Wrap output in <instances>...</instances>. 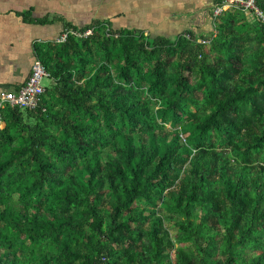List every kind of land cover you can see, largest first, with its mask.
I'll list each match as a JSON object with an SVG mask.
<instances>
[{
    "label": "trees",
    "instance_id": "obj_1",
    "mask_svg": "<svg viewBox=\"0 0 264 264\" xmlns=\"http://www.w3.org/2000/svg\"><path fill=\"white\" fill-rule=\"evenodd\" d=\"M68 30L93 35L37 45L51 86L1 112L0 264H264V23Z\"/></svg>",
    "mask_w": 264,
    "mask_h": 264
},
{
    "label": "crops",
    "instance_id": "obj_2",
    "mask_svg": "<svg viewBox=\"0 0 264 264\" xmlns=\"http://www.w3.org/2000/svg\"><path fill=\"white\" fill-rule=\"evenodd\" d=\"M221 1L0 0V112L2 97L29 80L36 46L57 42L66 24L81 30L100 21L117 31L173 40L190 34L210 37L215 32L214 11ZM40 20L53 22H32Z\"/></svg>",
    "mask_w": 264,
    "mask_h": 264
},
{
    "label": "built area",
    "instance_id": "obj_3",
    "mask_svg": "<svg viewBox=\"0 0 264 264\" xmlns=\"http://www.w3.org/2000/svg\"><path fill=\"white\" fill-rule=\"evenodd\" d=\"M231 7H239L246 12L251 11L253 16L259 21L264 23V13L258 8L257 0H224L221 6L216 7L214 16L220 17L224 12L228 11ZM70 35H78L80 38H88L93 35V31L90 30L85 34H77L73 30H68L58 39V43L67 42ZM45 79H50L46 67L39 60H36L32 74L27 83L22 86L18 91L6 93L2 97V108L10 107L12 109L34 110L38 106L39 98L45 93L46 87L43 82ZM0 112V129L5 128V123L2 120V114Z\"/></svg>",
    "mask_w": 264,
    "mask_h": 264
},
{
    "label": "rangeland",
    "instance_id": "obj_4",
    "mask_svg": "<svg viewBox=\"0 0 264 264\" xmlns=\"http://www.w3.org/2000/svg\"><path fill=\"white\" fill-rule=\"evenodd\" d=\"M43 85H44V87H50L51 86V80L45 79L43 82ZM165 222H166V227H168V229L170 231L171 238L173 240H175L177 231L174 228V221L170 220L169 218H166Z\"/></svg>",
    "mask_w": 264,
    "mask_h": 264
},
{
    "label": "water",
    "instance_id": "obj_5",
    "mask_svg": "<svg viewBox=\"0 0 264 264\" xmlns=\"http://www.w3.org/2000/svg\"><path fill=\"white\" fill-rule=\"evenodd\" d=\"M247 16H249V17H254L251 11H248V12H247Z\"/></svg>",
    "mask_w": 264,
    "mask_h": 264
}]
</instances>
